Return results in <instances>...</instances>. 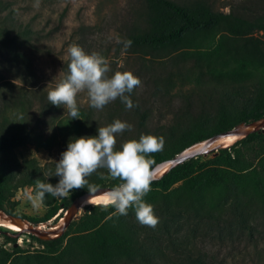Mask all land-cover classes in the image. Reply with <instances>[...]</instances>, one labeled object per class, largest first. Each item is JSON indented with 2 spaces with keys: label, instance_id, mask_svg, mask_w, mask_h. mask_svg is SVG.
I'll use <instances>...</instances> for the list:
<instances>
[{
  "label": "trees",
  "instance_id": "1",
  "mask_svg": "<svg viewBox=\"0 0 264 264\" xmlns=\"http://www.w3.org/2000/svg\"><path fill=\"white\" fill-rule=\"evenodd\" d=\"M145 4L144 26L126 40L132 41L134 53L150 57L144 68L147 84L164 107L158 121L136 87L128 94L137 105L131 110L117 99L103 111L78 106L80 119L71 120L63 106L49 103L46 91L30 88L10 96L0 77L1 210L41 224L88 191L85 185L64 198L46 195L41 217L19 213L18 191H34L36 181H46L56 163L21 159L18 149L28 144L60 155L69 138L95 135L98 127L119 119L131 128L117 135V148L142 134L163 138L162 150L148 154L152 168L204 139L264 116V0H244L223 10L207 0ZM6 15L10 26L0 24L2 65L24 58V43L33 42L31 29ZM159 59L165 60V70L157 69ZM48 179L55 184L58 178ZM86 179L95 189L121 183L105 168ZM144 199L153 206L155 227L140 224L132 209L120 216L110 205H88L60 237L45 240L29 234L44 247L36 251L24 250L6 232L13 247L0 241V264H209L208 253L196 246L200 234L252 239L256 222H264V132L170 169L153 180Z\"/></svg>",
  "mask_w": 264,
  "mask_h": 264
},
{
  "label": "rangeland",
  "instance_id": "2",
  "mask_svg": "<svg viewBox=\"0 0 264 264\" xmlns=\"http://www.w3.org/2000/svg\"><path fill=\"white\" fill-rule=\"evenodd\" d=\"M180 2L190 0H177ZM218 10L244 0H207ZM248 1V0H247ZM1 26H8L5 22L6 14H12L16 25H27L32 33L33 42L24 43V58L8 60L0 66V77L5 83H1L4 90L10 96H19L25 91L32 89L48 91L57 82L67 75L70 62L69 48L77 45L86 52H98L103 55L110 64L112 72L131 71L136 75L141 84L136 87L138 95L144 96L149 102L155 122L158 121L159 111H164L163 104L157 98L151 96L150 86L147 84V70L149 56L138 55L130 48L124 49L122 43L117 41L126 40L129 33L136 31L145 24L146 4L145 0H0ZM10 26V25H9ZM8 26V27H9ZM16 27V26H15ZM6 58V53L4 54ZM27 60L28 65L25 64ZM157 69L165 70V60L159 59ZM67 69V70H66ZM152 72L149 69V73ZM111 75V72L109 73ZM78 106H89L87 91L83 90L76 96ZM31 112L38 113L39 105L34 104ZM105 107L101 110L103 111ZM66 110V109H65ZM67 111V110H66ZM238 139L233 144L237 143ZM221 147L212 145V150L200 155L206 159L214 156ZM220 147V148H219ZM18 155L22 158H37L41 164L59 159L57 150L48 151L45 148L37 147L35 144H28L18 149ZM32 192L31 187L18 191L15 200L17 211L31 217H41L45 213L43 203L34 207L26 198L25 193ZM82 206L81 213L85 207ZM65 210L47 222L41 223V227L54 226L62 223ZM32 224H35L31 222ZM264 223V222H263ZM258 220V229H254L253 238L237 237L234 240L226 235L217 238L215 233L204 231L196 240V246L208 253L209 264H264V224ZM15 229L0 225V241L9 248L13 242L8 241L5 233L17 238V243L26 251H36L44 248L36 239L29 234L14 236Z\"/></svg>",
  "mask_w": 264,
  "mask_h": 264
},
{
  "label": "clouds",
  "instance_id": "3",
  "mask_svg": "<svg viewBox=\"0 0 264 264\" xmlns=\"http://www.w3.org/2000/svg\"><path fill=\"white\" fill-rule=\"evenodd\" d=\"M37 6L39 0H36ZM124 49L131 47L130 39L117 41ZM70 62L68 72L47 93L50 104L63 106L72 119H80L76 96L86 90L89 106L102 110L107 104L119 99L126 109L137 105L128 94L141 84L131 71L112 72L109 61L98 52H86L80 46L68 50ZM111 72V75L109 73ZM131 128L119 119L111 124L98 127L95 135H81L69 138L65 150L55 160V170L51 176L57 177L55 184L37 180L34 191L26 192L27 200L38 207L46 195L52 198L67 197L74 189L87 185L89 193L96 191L86 177L98 168H105L113 178L121 183L112 187L103 199L104 205L111 206L115 213L126 216L129 209L134 211L136 220L149 227H155L158 219L153 206L144 197L151 191L153 175L152 160L148 154L162 150L163 138L152 134H142L138 139L127 140L116 147L117 135Z\"/></svg>",
  "mask_w": 264,
  "mask_h": 264
},
{
  "label": "water",
  "instance_id": "4",
  "mask_svg": "<svg viewBox=\"0 0 264 264\" xmlns=\"http://www.w3.org/2000/svg\"><path fill=\"white\" fill-rule=\"evenodd\" d=\"M264 132V116L261 118H258L256 120H252L247 123H241L234 128L218 133L216 135H213L207 139H204L201 142H198L194 144L193 146L179 152L174 157L166 159L162 162L157 163L155 166L151 168L152 175L154 177L153 180L160 178L163 174L168 172L170 169L183 164L184 162L196 158L200 155L207 154L210 151L208 150L209 147L214 144L216 141L220 140L221 138L228 136V135H235L240 137L241 139L248 137L250 134L253 133H259ZM240 139V140H241ZM217 152L219 150H216ZM111 186H101L96 188V191L93 193L84 192L80 196H78L69 206L68 209H66V214L63 216L64 220L62 223L59 224L58 228H54L52 226L41 227L42 224H32L31 221H29L26 218H22L16 215L8 214L4 210L0 209V220L6 219L9 221H13L17 224H19V230L14 231V236H20L22 234H31L34 235L40 239H54L57 237H60L65 233V231L68 229L70 224L80 217L82 214V206L84 203L96 195H102L107 194V192L111 189ZM55 226V225H54Z\"/></svg>",
  "mask_w": 264,
  "mask_h": 264
},
{
  "label": "bare ground",
  "instance_id": "5",
  "mask_svg": "<svg viewBox=\"0 0 264 264\" xmlns=\"http://www.w3.org/2000/svg\"><path fill=\"white\" fill-rule=\"evenodd\" d=\"M238 139H241L240 137L238 136H235V135H228V136H225L223 138H221L220 140L216 141L214 144L212 145H216V146H221V147H227L231 144H233L234 142H236ZM211 145V146H212ZM209 147V151L212 150V147ZM220 148V147H219ZM107 194H102V195H96V196H93L92 198H90L89 200H87L84 205H97V204H104L103 203V199L104 197L106 196ZM64 220V218H63ZM63 222V221H62ZM60 223L56 224L55 226H52L54 228H58ZM0 225H3L7 228H10V229H15L16 231L19 230V224L13 222V221H9V220H6V219H1L0 220ZM48 228V227H46Z\"/></svg>",
  "mask_w": 264,
  "mask_h": 264
}]
</instances>
